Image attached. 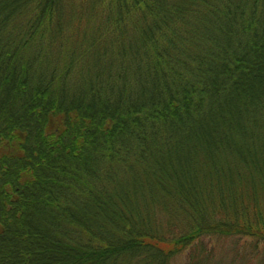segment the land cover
Returning a JSON list of instances; mask_svg holds the SVG:
<instances>
[{
	"label": "trees",
	"instance_id": "trees-1",
	"mask_svg": "<svg viewBox=\"0 0 264 264\" xmlns=\"http://www.w3.org/2000/svg\"><path fill=\"white\" fill-rule=\"evenodd\" d=\"M0 264H264V0H0Z\"/></svg>",
	"mask_w": 264,
	"mask_h": 264
},
{
	"label": "rangeland",
	"instance_id": "rangeland-1",
	"mask_svg": "<svg viewBox=\"0 0 264 264\" xmlns=\"http://www.w3.org/2000/svg\"><path fill=\"white\" fill-rule=\"evenodd\" d=\"M227 251V246L226 244H223V246L221 247V252H226Z\"/></svg>",
	"mask_w": 264,
	"mask_h": 264
}]
</instances>
